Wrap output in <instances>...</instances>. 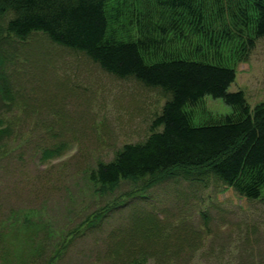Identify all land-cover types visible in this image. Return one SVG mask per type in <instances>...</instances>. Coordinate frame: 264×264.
<instances>
[{
  "label": "rangeland",
  "instance_id": "obj_1",
  "mask_svg": "<svg viewBox=\"0 0 264 264\" xmlns=\"http://www.w3.org/2000/svg\"><path fill=\"white\" fill-rule=\"evenodd\" d=\"M1 43L0 58L10 67L3 71L18 99L7 120L22 158L0 157V185L10 199L1 198L6 218L21 211L53 223L43 264H264V203L209 174L169 170L114 187L89 181L98 162L149 136L168 96L107 74L38 33ZM235 71L228 91H242L252 108L264 102V38ZM230 111L222 99L205 96L193 120ZM46 148L59 153L46 159ZM33 256L29 249L21 260L31 264Z\"/></svg>",
  "mask_w": 264,
  "mask_h": 264
},
{
  "label": "trees",
  "instance_id": "obj_2",
  "mask_svg": "<svg viewBox=\"0 0 264 264\" xmlns=\"http://www.w3.org/2000/svg\"><path fill=\"white\" fill-rule=\"evenodd\" d=\"M37 33L82 53L107 74L168 96L149 136L98 162L88 172L92 184L114 187L176 170L209 174L238 195L264 203V102L252 108L242 91H228L235 63L247 60L264 38V0H0V52L5 39L23 42ZM9 68L0 58V157L21 163L20 143L7 120L18 101L3 71ZM205 96L222 99L231 111L203 112L206 119L195 123ZM58 153L46 148L42 156ZM1 196L10 199L4 184L1 263L24 264L21 259L30 249L35 254L31 264H43L40 255L45 257L46 243L55 238L53 223L21 211L6 218L7 199Z\"/></svg>",
  "mask_w": 264,
  "mask_h": 264
}]
</instances>
